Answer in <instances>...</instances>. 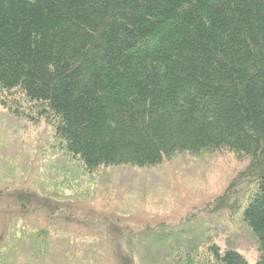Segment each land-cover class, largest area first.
Returning <instances> with one entry per match:
<instances>
[{
	"label": "trees",
	"instance_id": "trees-1",
	"mask_svg": "<svg viewBox=\"0 0 264 264\" xmlns=\"http://www.w3.org/2000/svg\"><path fill=\"white\" fill-rule=\"evenodd\" d=\"M0 264H264V0H0Z\"/></svg>",
	"mask_w": 264,
	"mask_h": 264
},
{
	"label": "rangeland",
	"instance_id": "rangeland-1",
	"mask_svg": "<svg viewBox=\"0 0 264 264\" xmlns=\"http://www.w3.org/2000/svg\"><path fill=\"white\" fill-rule=\"evenodd\" d=\"M197 164H199V163H197ZM179 175H182L181 173H178ZM32 175V174H31ZM31 175L30 174H28L27 175V177H29L30 179H32V177H31ZM157 176L158 175H152L151 174V172H149V175H147V176H145V180H144V182L145 181H147L148 180V178H150L151 180L152 179H154V180H156L157 179ZM213 176H215L216 177V179H219L220 178V176H219V173H218V175H213ZM213 176H211V177H213ZM210 178V177H209ZM140 183V182H139ZM174 183H175V185H176V183H177V187H178V185L180 186V189H179V194H181V196H179L178 198H181V200H180V203H179V206H181V203H182V206H183V210H182V212L186 209V208H188V207H191L190 205H191V203L188 201V200H185V196H186V190L185 189H183V186L181 185V183H179V181L177 182V180L176 181H174ZM185 200V201H184ZM132 202V204H130V206L129 207H133V206H135V205H137L136 204V200L135 199H133L132 198V201L130 200V201H128L127 203H131ZM80 205V204H79ZM81 205H83V204H81ZM83 207H84V210H86V211H89V207L88 206H86V205H83ZM95 210H97L98 212H97V215H104V213H107V212H110L109 210H108V208H104V210L102 211V209H99V205H97V206H95ZM82 211V210H81ZM83 212V211H82ZM101 213V214H100ZM130 220H132V221H134L136 224L139 222V220L140 219H137V218H132V217H128Z\"/></svg>",
	"mask_w": 264,
	"mask_h": 264
}]
</instances>
